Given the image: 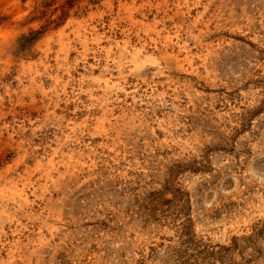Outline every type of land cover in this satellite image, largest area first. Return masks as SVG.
<instances>
[{
    "label": "rangeland",
    "instance_id": "374dc122",
    "mask_svg": "<svg viewBox=\"0 0 264 264\" xmlns=\"http://www.w3.org/2000/svg\"><path fill=\"white\" fill-rule=\"evenodd\" d=\"M0 264H264V0H0Z\"/></svg>",
    "mask_w": 264,
    "mask_h": 264
}]
</instances>
